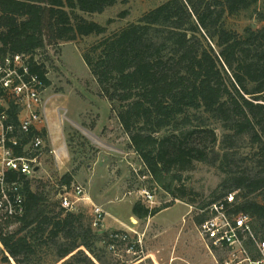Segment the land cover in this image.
<instances>
[{"label":"trees","instance_id":"16d2710c","mask_svg":"<svg viewBox=\"0 0 264 264\" xmlns=\"http://www.w3.org/2000/svg\"><path fill=\"white\" fill-rule=\"evenodd\" d=\"M258 1L167 0L82 56L153 182L173 201L194 205L192 190L182 184L184 173L198 163L216 166L224 174L223 196L237 191L236 211L249 214L264 238V28L239 34L224 21ZM117 2L0 0V57L34 56L49 45L105 34V26L77 11L103 13ZM33 71L49 83L44 60ZM213 124L223 129L220 140ZM41 135L46 139L45 128ZM245 142L254 166L241 168L235 155ZM72 179L66 174L60 182L69 187ZM31 180L21 178L24 213L12 220L0 215V264H41L40 249L63 239H71L58 250L59 260L72 254L65 264L80 256L102 264L86 236L96 229L90 223L83 232L84 214L49 202ZM215 193L203 209L223 197ZM171 205L150 208L139 200L132 215L147 219ZM56 206L60 211L50 214ZM204 219L202 214L197 222Z\"/></svg>","mask_w":264,"mask_h":264},{"label":"rangeland","instance_id":"374dc122","mask_svg":"<svg viewBox=\"0 0 264 264\" xmlns=\"http://www.w3.org/2000/svg\"><path fill=\"white\" fill-rule=\"evenodd\" d=\"M166 1L118 0L103 13L77 11L86 19L105 26L106 33L49 45L38 54L40 60L45 61L49 83L43 94L46 139L38 157L39 170L32 178L31 186L34 190H42L49 202L56 203L59 192L66 188L61 184V178L72 174V185H83L87 194L93 195V203L102 204L105 212L120 215L128 225L117 230L127 232L133 240L141 238L137 253H127L122 246L121 256H116L107 250L103 234L115 229H92L91 234H86L87 240L93 243V255L101 258L102 264H219V254L212 253L200 234L197 217L202 216L203 206L213 199L212 193L216 192V196L226 193L222 186L224 174L216 166L198 163L193 171L184 173L182 182L192 190L190 196L195 199V204L173 201L146 173L120 126L117 112L108 99L101 96L95 77L82 56L83 51L97 40L137 22L144 13ZM224 21L228 29L239 34H243L246 28L263 29L264 0L236 15L226 14ZM213 126L220 140L223 129L218 124ZM247 144L243 143V147L236 150L235 160L241 168L254 166L251 159H247L253 155V149ZM72 185L67 187L68 190ZM142 187L155 194L150 208L172 205L151 219H132L131 207L140 200L138 190ZM93 203L79 201L73 211L84 214L83 232L91 226L90 205ZM59 209L58 206L52 207L54 212L50 214H56ZM16 227L17 224L11 226ZM70 241L63 239L42 247L40 263L65 264L72 254L59 260L58 250ZM80 249L86 250L84 247ZM86 253L92 256L87 250ZM92 258L93 261L88 262L80 256V261L75 259L74 264H101L95 257ZM11 263L16 264L13 260Z\"/></svg>","mask_w":264,"mask_h":264},{"label":"built area","instance_id":"2783aa9c","mask_svg":"<svg viewBox=\"0 0 264 264\" xmlns=\"http://www.w3.org/2000/svg\"><path fill=\"white\" fill-rule=\"evenodd\" d=\"M40 65L38 54L0 57V215L3 220L24 213L21 178L32 179L39 170L38 157L45 143L41 132L45 128L46 84L33 69ZM66 188L59 192L61 207L74 211L77 202L89 201L83 185ZM236 194L237 191L229 192L202 210L205 219L199 226L200 234L212 253L219 254V264H264V238L255 230L249 214L236 211ZM138 195L148 206L154 204L155 194L148 188H140ZM91 216L92 227L102 229L106 216L103 207L92 204ZM105 239L107 250L116 256H121L122 246L127 253H137L141 245L140 237L133 240L127 232L119 230L108 232Z\"/></svg>","mask_w":264,"mask_h":264},{"label":"crops","instance_id":"0c3cea01","mask_svg":"<svg viewBox=\"0 0 264 264\" xmlns=\"http://www.w3.org/2000/svg\"><path fill=\"white\" fill-rule=\"evenodd\" d=\"M45 113V112H44ZM86 196L89 198V202L93 203V199L91 198L93 195L91 194H87L86 192ZM86 203H88V201H86ZM95 204V203H93ZM95 205H99V204H95ZM101 207H103V205H99ZM133 206V205H132ZM90 209H92V206L90 205ZM104 209V208H103ZM132 210V207H131ZM110 211H106V216H105V220H104V224H103V228L106 229L108 231V229H125L123 228L124 226H128L125 222H123V220L121 219L120 215L117 214H113ZM132 219H134L135 217L132 215ZM154 217V216H153ZM137 219V218H136ZM151 219V217H150ZM131 230H134L132 227H129ZM217 261V260H215Z\"/></svg>","mask_w":264,"mask_h":264}]
</instances>
